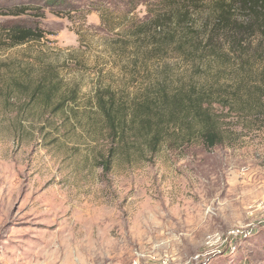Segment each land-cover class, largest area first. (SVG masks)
<instances>
[{"label": "rangeland", "instance_id": "374dc122", "mask_svg": "<svg viewBox=\"0 0 264 264\" xmlns=\"http://www.w3.org/2000/svg\"><path fill=\"white\" fill-rule=\"evenodd\" d=\"M160 4L0 0V264H264V43H152ZM163 90L208 94L221 142Z\"/></svg>", "mask_w": 264, "mask_h": 264}, {"label": "trees", "instance_id": "16d2710c", "mask_svg": "<svg viewBox=\"0 0 264 264\" xmlns=\"http://www.w3.org/2000/svg\"><path fill=\"white\" fill-rule=\"evenodd\" d=\"M159 10L149 25L142 27L147 39L152 43H180L189 56H214L217 54V50L211 52L215 50L214 43H231L237 49L256 34L264 43V0H161ZM9 32L13 44L42 37L39 29L30 27L13 26ZM160 97L158 102L164 110L169 107L167 114L171 119L180 113L184 116L192 113L200 123V136L206 146L221 142L216 121L208 109L211 104L208 94L168 96L163 90ZM148 101L141 105L142 110H150ZM97 105L109 124L111 135L117 136L123 122L121 112L113 108L101 91ZM145 122L144 128L149 127L148 121ZM160 138L159 131L150 135L148 142L152 151L156 150ZM111 158L109 153L103 160L104 171L109 170Z\"/></svg>", "mask_w": 264, "mask_h": 264}]
</instances>
